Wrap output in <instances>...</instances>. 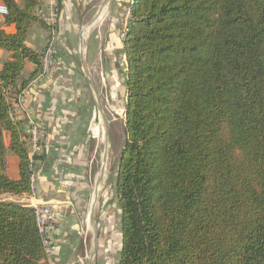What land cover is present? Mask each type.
I'll list each match as a JSON object with an SVG mask.
<instances>
[{
	"label": "trees",
	"instance_id": "trees-1",
	"mask_svg": "<svg viewBox=\"0 0 264 264\" xmlns=\"http://www.w3.org/2000/svg\"><path fill=\"white\" fill-rule=\"evenodd\" d=\"M126 1L117 264H264V0ZM0 4L15 28L0 29L10 53L0 67V196L28 197L31 165L10 111L41 70L42 53L25 44L40 0ZM27 63L35 71L24 80ZM45 260L33 208L0 199V264Z\"/></svg>",
	"mask_w": 264,
	"mask_h": 264
},
{
	"label": "crops",
	"instance_id": "crops-1",
	"mask_svg": "<svg viewBox=\"0 0 264 264\" xmlns=\"http://www.w3.org/2000/svg\"><path fill=\"white\" fill-rule=\"evenodd\" d=\"M13 1L18 5L21 3V0ZM51 1L40 0L39 6H48ZM122 1L120 6L126 7L127 1ZM102 3L103 0H59V15L52 37L40 22L32 23L26 34L25 44L37 53H43L48 41L52 40L53 54L48 74L40 80L29 81L22 93L21 108L14 116L24 135L29 130V117L53 143L46 146L43 156L34 165V197L1 195L0 199L31 208L33 205H55L61 210L60 223L50 234L55 245L52 264H86L91 243L88 204L104 144L92 87L84 75L82 61L103 105L106 101L123 110L127 99V64L121 43L125 15L121 14V24L117 17L108 24L103 22L102 26L95 27L97 30L87 42L81 36L83 23L92 18V10L100 4L98 11ZM0 29L7 34L15 32L13 25L4 24L2 16ZM9 58V52L0 50V67ZM34 71L35 66L27 63L21 79L27 80ZM122 121L125 129L124 119ZM2 139L6 150V173L17 179L18 158L9 150V134L3 132ZM100 199L95 216L97 264H117L119 208L114 196L103 192Z\"/></svg>",
	"mask_w": 264,
	"mask_h": 264
},
{
	"label": "built area",
	"instance_id": "built-area-1",
	"mask_svg": "<svg viewBox=\"0 0 264 264\" xmlns=\"http://www.w3.org/2000/svg\"><path fill=\"white\" fill-rule=\"evenodd\" d=\"M7 15V9L5 6L0 4V16ZM59 15V9L56 3V0H52L51 4L48 6H39L35 16L37 20L46 26L49 30L51 37L54 34V29L57 24V19ZM127 12H125V16ZM125 27V23L123 25V29ZM52 40L48 41L47 47L42 53L41 57V70L35 77V80H40L44 76L48 74V71L51 66V58L53 54V50L51 47ZM21 97L22 94L17 98V101H13L11 105V118L19 122L18 119L14 116L15 112L21 108ZM124 115V110L122 111ZM30 121L29 130L26 135L22 138L24 143V147L31 165V174H30V196L34 197L35 194V182H36V173L34 172V165L38 160V157H42L45 151V148L48 144L53 143L52 140L49 139L47 133L39 129L34 123ZM34 217L36 226L38 229V233L41 237L42 245L44 247L46 260L43 264H52L51 259L55 254V245L50 238V234L58 227L61 220V210L55 205H33ZM106 261V259H105Z\"/></svg>",
	"mask_w": 264,
	"mask_h": 264
},
{
	"label": "water",
	"instance_id": "water-1",
	"mask_svg": "<svg viewBox=\"0 0 264 264\" xmlns=\"http://www.w3.org/2000/svg\"><path fill=\"white\" fill-rule=\"evenodd\" d=\"M113 2H114V0H103V3L101 5V7L99 8V10L85 24L82 31H84L87 28L94 25L105 12L108 16L112 10ZM82 69H83L84 75L86 77V80L88 81L89 85L92 87L96 109L98 111L99 120H100L101 127L103 130L102 134H103V144H104L103 147L104 148H103L101 163H100V165L96 171V174H95L93 186H96V184L98 183V181L100 179L101 172L102 171L106 172V170H107L106 168H107V163H108V159H109V149H110L111 140H110L108 119H107V115H106L105 110H104V106H103L102 101L100 99L98 89L95 87L92 79L90 78V76L86 70L84 61H82ZM93 186H92V191L90 194V199H89V204H88V206H89V211H88L89 225H90V229H91V243H90V249H89V253L87 256L86 264H97V262H98V256H97L98 255V234H97V229H96L95 216H96V211L98 209V206H99V203L101 200L100 199L101 195L103 194L105 187H106V185L104 184L102 189H100V197L99 198L97 197L94 201L93 195H94L95 189L93 188Z\"/></svg>",
	"mask_w": 264,
	"mask_h": 264
},
{
	"label": "rangeland",
	"instance_id": "rangeland-1",
	"mask_svg": "<svg viewBox=\"0 0 264 264\" xmlns=\"http://www.w3.org/2000/svg\"><path fill=\"white\" fill-rule=\"evenodd\" d=\"M97 3H100V1L99 2L97 1ZM121 3H122V0H114L112 10H111L110 14L106 17V19H104V21H103L104 23L108 24L110 21H112L113 19H116L118 17L119 18L118 23L121 24L120 19L123 18V16L121 14H124L123 12L125 9V7H123V5L120 6ZM98 6H96V7L98 8ZM97 8H96V10L95 9L92 10L90 17L94 15V12L97 11ZM85 24L86 23H83V26H85ZM99 24H101V23H98L97 25L95 24L96 27ZM100 26H102V25H100ZM100 26H98V27H100ZM94 27H93L92 31H90L85 42H87L89 37L91 35H93V33H95V31L98 28L97 27L94 29ZM82 34H83V32H82ZM85 45L86 44H84V47H85L84 53L86 50ZM103 106H104L105 113L107 115V119L109 120L108 125H109V133H110V140H111L110 149H109L108 165L106 168L108 181L106 183L107 187H105L106 189L104 190V192H105V194H107V195L109 194V195H111V197H113L114 196L115 171H116V167H117L116 164H117L119 154L121 153L123 146H124V142H125L123 121H122V119H124V115H123V112H122L123 110L121 109V107H115V105H113V106L108 105V102H106V101H105ZM117 113H119V115ZM100 126H101V123H100ZM100 128H101V132L103 133L102 127H100Z\"/></svg>",
	"mask_w": 264,
	"mask_h": 264
},
{
	"label": "bare ground",
	"instance_id": "bare-ground-1",
	"mask_svg": "<svg viewBox=\"0 0 264 264\" xmlns=\"http://www.w3.org/2000/svg\"><path fill=\"white\" fill-rule=\"evenodd\" d=\"M106 17H107V14H106V12L99 18V20L95 23L96 25L98 24V23H102L103 21H104V19H106ZM92 25L91 27H89V28H87L86 30H84L83 31V34H82V39L83 40H86V38L88 37V35H89V33H90V31H92V29H93V27L95 26L96 27V25ZM100 25V24H99ZM94 27V28H95ZM98 126V125H97ZM97 128V127H96ZM100 129V128H99ZM101 131V130H100ZM102 133V132H101ZM102 136V135H101ZM107 165H108V163H107ZM108 176H107V173L105 172V171H102L101 172V174H100V179H99V181H98V183L96 184V186H95V190H94V195H93V198H94V201H95V199L98 197H100V189H102V187L104 186V184L105 185H107L106 183H107V181H108V178H107ZM94 184V183H93Z\"/></svg>",
	"mask_w": 264,
	"mask_h": 264
}]
</instances>
